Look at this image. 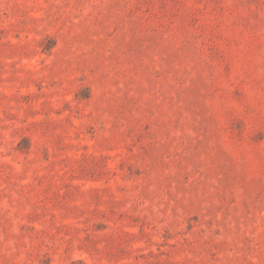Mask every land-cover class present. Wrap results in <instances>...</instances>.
<instances>
[{
    "label": "rangeland",
    "instance_id": "rangeland-1",
    "mask_svg": "<svg viewBox=\"0 0 264 264\" xmlns=\"http://www.w3.org/2000/svg\"><path fill=\"white\" fill-rule=\"evenodd\" d=\"M0 264H264V0H0Z\"/></svg>",
    "mask_w": 264,
    "mask_h": 264
}]
</instances>
